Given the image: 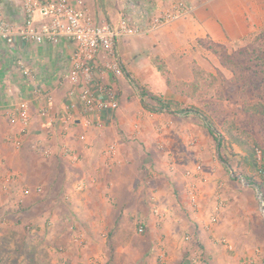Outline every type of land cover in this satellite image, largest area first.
<instances>
[{
  "label": "rangeland",
  "instance_id": "obj_1",
  "mask_svg": "<svg viewBox=\"0 0 264 264\" xmlns=\"http://www.w3.org/2000/svg\"><path fill=\"white\" fill-rule=\"evenodd\" d=\"M209 49L204 57L209 69L194 62L192 80L177 79L169 69L168 77L179 87L194 82V67L204 72L196 98L177 97L187 107L205 112L216 132H224L231 123L247 131L264 156V117L244 111L246 105L264 102V31L236 45L211 44ZM138 98L141 118L137 112L126 128L119 126L116 114L106 122L114 130L110 143L122 140L117 147L121 159L116 162H124L118 166L112 161L110 169H105L110 159L104 155L109 141L98 143L94 155L79 157L77 165L68 160L62 166L58 156L30 158L28 151L17 152L12 139H5L14 159L0 153V256L13 245L17 253L11 264H264V193L236 174L242 149L237 145L232 153L227 146L219 149L198 114L152 112ZM82 133L73 125L63 134L75 141ZM53 137L64 140L58 133ZM36 165L47 171L56 166L60 189H48L45 175L33 171ZM197 165L202 171L194 174ZM127 168L135 169L130 188L124 182L130 176L123 174ZM115 172L117 180L112 179ZM80 180L89 184L84 191L73 187ZM255 180L260 182L261 177ZM40 186L44 190L34 191ZM165 186L173 194L172 208L166 202L172 213L168 223L154 213L152 201L159 196L156 188ZM26 188L33 194L25 195ZM150 191L154 195L149 198ZM156 205L161 207L160 202ZM212 216L217 218L213 224ZM141 226L144 234L138 232ZM170 231L175 236L171 240Z\"/></svg>",
  "mask_w": 264,
  "mask_h": 264
},
{
  "label": "crops",
  "instance_id": "obj_2",
  "mask_svg": "<svg viewBox=\"0 0 264 264\" xmlns=\"http://www.w3.org/2000/svg\"><path fill=\"white\" fill-rule=\"evenodd\" d=\"M178 1H184L187 6L191 7V11H189L187 17L164 26L153 33L123 38L118 43V50L124 72L130 73L142 85L151 89V91L159 93L164 98L182 102L183 100L170 91L165 78L153 65V58L159 57L164 60L175 78L187 81L192 80L190 65L194 62L206 70L209 69L207 67L208 62L204 57L210 53L211 49L209 48L211 44L236 45L264 31V0H85L97 24L105 22L116 24L123 13L130 12L133 15L135 23L143 27L146 26L149 18L160 14L163 9ZM0 3L4 7L6 18L19 28L24 22L22 9L15 4L14 0H0ZM72 50V45L66 44L52 46L18 43L11 51L0 40V109H7L14 102H18L21 99H30L33 116L32 125L28 133L23 137V145L18 148L14 145L13 139L20 133V128L12 126L0 114L1 155H7V157L10 155L8 153L10 148L6 145L5 141L8 138L12 139L13 147L17 152H21L22 150L28 151L31 154L29 155L30 158L38 155L43 158H57L58 156L60 158L58 159L60 161L59 164L62 166L65 162L68 163V160L77 165L81 161L80 159V161L73 162L68 157L63 158L62 153L64 148L78 149L76 151L78 157L84 158L85 154L91 156L96 153L97 149L95 146L98 143L106 144L109 141L108 143L111 144L112 136H110V132L114 133V130L112 131L113 125L109 124V122L113 119L112 115L103 118H92L94 121H92L93 125L99 124L103 127L99 132L91 128L93 125L84 126L79 122L77 129H81V133L83 132L82 134L86 136L85 141H81L79 138L75 141H72V139L67 140V137L63 134L68 133L72 124L63 122L64 109L68 103L69 85L61 84V76L70 66ZM19 58H23L29 64L34 74L33 80L28 82L17 70L15 62ZM106 83L117 92L120 98V109L116 113V118L120 123L119 126L126 128L127 123L130 122L131 118H135V114L140 109L137 90L125 76L119 78L108 76ZM36 86L51 90L55 96L54 113L51 117L45 118L40 116L41 104L33 101L34 99L31 94V88ZM130 95H133V98L129 99ZM138 115L141 118L144 114L139 112ZM177 116H180V114H177ZM51 121L54 122L52 123ZM107 121L109 122L106 123ZM48 127H50L49 130ZM48 132L51 134H48ZM57 133L64 140L53 137ZM53 138L59 142L54 143ZM121 141L120 139H116L115 143H112L104 151V155L110 159L109 163L105 164V169L114 167L111 164L112 161L118 166L124 164L123 161L116 162L121 159V154H119L120 152L117 148ZM63 145L64 147H61ZM36 147H40L43 152L38 151ZM109 149H115V154H109ZM9 157L14 159L12 155ZM17 159L21 161L22 158L18 157ZM39 161L43 164L46 162ZM50 166L53 167L52 165ZM36 167L35 170L33 168L35 174L45 175L46 182L44 185L50 190H58L59 186L57 185L58 180L56 177L60 172L58 171L59 169L55 166L52 170L49 169L47 171L40 166L36 165ZM105 169L104 171H106ZM64 171L66 174H69L66 170ZM105 173L109 175L110 171ZM118 173L115 172V177L112 179H116ZM134 173L135 169L127 168L123 170V174L130 175L124 177V182H127L126 186L129 188L131 187L132 175ZM88 185L87 181L80 180L73 187L77 191L78 187L82 186V191H84L88 188ZM161 185L164 184L162 183ZM46 187L45 190H47ZM115 188L113 187L112 190L115 191ZM41 189L44 190L43 186L37 187L34 191H41ZM152 191L149 192V198L153 194ZM32 192V188L24 189L25 195L33 194ZM156 192L159 195L155 198L156 202L161 203V207L157 205L161 218L168 223L171 221L172 213L169 209H166L168 205L166 202L171 207L173 199L170 200V197L172 198L173 194L166 191V186L165 188H156ZM140 193H142L141 190ZM132 194L133 192H131V197L135 199V196ZM140 197L141 195L139 194L137 199L141 200ZM174 237V234L170 231L167 239L171 240ZM163 253L166 256L165 252Z\"/></svg>",
  "mask_w": 264,
  "mask_h": 264
},
{
  "label": "built area",
  "instance_id": "obj_3",
  "mask_svg": "<svg viewBox=\"0 0 264 264\" xmlns=\"http://www.w3.org/2000/svg\"><path fill=\"white\" fill-rule=\"evenodd\" d=\"M14 2L24 14V22L19 28L6 18L5 11L0 6V40L9 50L12 51L18 43L72 45L70 66L61 76V84L69 85L63 122L72 126L78 125L79 122L84 126H91L94 124L93 117L113 116L120 109L117 92L106 83V78L125 76L118 50L121 39L153 33L184 19L191 11V7L184 1H178L163 9L160 14L149 18L143 27L137 25L128 12L123 13L116 24L109 22L97 24L85 0H14ZM15 65L28 82L34 79L26 60L19 58ZM31 94L33 101L41 104L40 116L51 117L55 105L52 91L36 86L31 88ZM31 107L30 99H21L7 109H0V114L6 116L12 126L20 128V133L13 139L14 145L18 148L23 145V137L32 125ZM135 128L138 129V125ZM79 139L85 141L86 136L82 134ZM36 149L43 152L40 147ZM108 153L115 154V149H109ZM257 154L261 160L262 152L257 150ZM62 155L73 162L79 160L74 149L66 147ZM201 171L202 167L197 165L192 172L199 174ZM190 175L191 172H187V176ZM194 189L191 187L190 197L192 203L196 204ZM82 190V186L77 189ZM260 200L262 201L261 197ZM152 201L155 202L154 213L161 216L154 197ZM216 221L217 218L212 216L210 223ZM138 232L144 234L145 227L141 226Z\"/></svg>",
  "mask_w": 264,
  "mask_h": 264
},
{
  "label": "trees",
  "instance_id": "obj_4",
  "mask_svg": "<svg viewBox=\"0 0 264 264\" xmlns=\"http://www.w3.org/2000/svg\"><path fill=\"white\" fill-rule=\"evenodd\" d=\"M158 72L165 76V82L167 86L173 90L176 95L187 98H196L199 91L201 90V73L199 68L194 67V82H183L180 84L181 87L175 86L176 84L168 77L170 70L164 60L159 57H155L154 63ZM125 77L131 85H133L138 95L141 98V102L145 109H151L152 112L167 113V114H185L193 112L200 115L207 123L210 134L215 138L218 143L219 149L227 146L230 153L233 151V146H239L244 152V156L241 157L240 162L237 164L236 174L242 175L250 184L256 185L264 193V156L262 154L261 160L258 158L257 150L259 144L252 138V136L245 130L239 128L234 123L224 127V132H216L212 128V122L209 117L202 110L196 107H187L184 103L177 100L166 99L163 96H157L149 93L144 86L136 79H134L130 73L125 72ZM214 79V76L210 75ZM133 98V95L129 96V99ZM146 101L149 103L146 105ZM246 113H251L264 117V102H259L253 105H246L244 107ZM224 163H229L226 158H222ZM256 176L261 177V181L255 180ZM13 248H7V253L0 256V264L4 262L11 264L16 259L15 246L10 245ZM32 250V249H31ZM6 252V251H5Z\"/></svg>",
  "mask_w": 264,
  "mask_h": 264
}]
</instances>
